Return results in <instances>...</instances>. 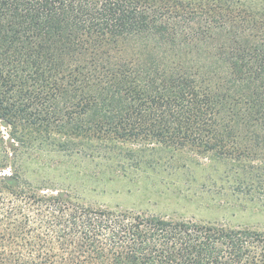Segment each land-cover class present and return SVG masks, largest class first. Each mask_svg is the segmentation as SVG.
I'll list each match as a JSON object with an SVG mask.
<instances>
[{"label":"trees","instance_id":"16d2710c","mask_svg":"<svg viewBox=\"0 0 264 264\" xmlns=\"http://www.w3.org/2000/svg\"><path fill=\"white\" fill-rule=\"evenodd\" d=\"M245 2L0 0L2 165L52 134L68 151L85 135L89 150L213 152L264 190V12ZM18 179L0 176V264H264V233L95 208Z\"/></svg>","mask_w":264,"mask_h":264},{"label":"rangeland","instance_id":"374dc122","mask_svg":"<svg viewBox=\"0 0 264 264\" xmlns=\"http://www.w3.org/2000/svg\"><path fill=\"white\" fill-rule=\"evenodd\" d=\"M245 3L244 9L264 12V0ZM0 132V176H11L16 168L20 186L37 195L68 194L72 200L95 208L264 233L263 186L255 183L257 188H251L246 181L252 176L245 174L241 163L218 158L213 152L170 151L132 140L89 150L84 147L85 135H73L78 146L68 151L60 148L64 137L52 134L34 149H22L16 163L4 167L5 143L10 141L1 125Z\"/></svg>","mask_w":264,"mask_h":264}]
</instances>
